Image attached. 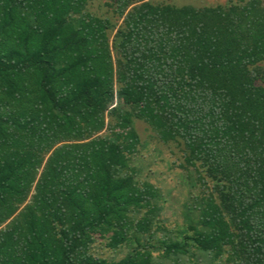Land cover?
Listing matches in <instances>:
<instances>
[{"label": "trees", "instance_id": "trees-1", "mask_svg": "<svg viewBox=\"0 0 264 264\" xmlns=\"http://www.w3.org/2000/svg\"><path fill=\"white\" fill-rule=\"evenodd\" d=\"M91 1L0 0V264H264V0Z\"/></svg>", "mask_w": 264, "mask_h": 264}, {"label": "rangeland", "instance_id": "rangeland-1", "mask_svg": "<svg viewBox=\"0 0 264 264\" xmlns=\"http://www.w3.org/2000/svg\"><path fill=\"white\" fill-rule=\"evenodd\" d=\"M107 0H92L89 3V9L99 15L108 14L112 17V13L104 5ZM168 2L177 6L192 5L200 7L202 5L214 6L217 4H226L229 0H160ZM135 127L142 139L147 143L145 149V159L138 158L137 165L142 166V170L139 178L149 180L156 184L161 189L163 194V204L166 208L165 215L170 219L179 216L178 210L182 204L189 198L191 189L185 178L178 170L169 168L170 164L167 161L161 160V156L154 150L156 143L152 140V132L148 126L142 121H135ZM163 155V154H162ZM165 158H170L169 153H165ZM163 155V156H164ZM170 162V161H169ZM95 248L99 250V254L110 260H120L127 254L126 249H122L119 252L112 253L106 248L102 247L100 243L95 245Z\"/></svg>", "mask_w": 264, "mask_h": 264}]
</instances>
